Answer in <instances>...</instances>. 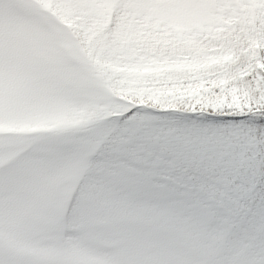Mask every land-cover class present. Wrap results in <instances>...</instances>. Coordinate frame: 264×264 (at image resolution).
Listing matches in <instances>:
<instances>
[{
	"label": "snow or ice",
	"instance_id": "6c2138e0",
	"mask_svg": "<svg viewBox=\"0 0 264 264\" xmlns=\"http://www.w3.org/2000/svg\"><path fill=\"white\" fill-rule=\"evenodd\" d=\"M5 8L6 222L107 244L125 257L109 264H166L131 254L138 232L212 237L264 264V0Z\"/></svg>",
	"mask_w": 264,
	"mask_h": 264
},
{
	"label": "rangeland",
	"instance_id": "374dc122",
	"mask_svg": "<svg viewBox=\"0 0 264 264\" xmlns=\"http://www.w3.org/2000/svg\"><path fill=\"white\" fill-rule=\"evenodd\" d=\"M4 12L10 14L6 9H4ZM0 160L2 161L1 158ZM24 231L26 230L22 225L15 222H6L4 214L2 215V218L0 217V238L3 242L9 243V246L3 245L0 247V259L5 261L6 252H14L19 247L28 251H34L38 248L36 246L32 247V244L25 239L29 233L23 234ZM175 235L176 234H165L159 232H153L149 235H145L138 232L132 241L131 254L139 252L147 256L156 257L159 260L166 262V264H176L173 263L172 259V254L176 249L174 239ZM32 236L34 237V235ZM47 242L53 247L60 244V241ZM206 248L207 246L204 245L202 247H198L197 250H204V256L208 257ZM61 251L63 252L62 254L53 257L55 264H109V262L114 259L125 258L119 250H116L107 244H73L70 242V245L63 246ZM102 253V257H97ZM37 257L40 260L45 259V255L42 254H38ZM206 259L207 258H204L200 261H204ZM192 260L198 261V258H192ZM179 261L188 262L187 260H183L181 257H179ZM23 264H25V262H23ZM188 264L191 263L188 262Z\"/></svg>",
	"mask_w": 264,
	"mask_h": 264
},
{
	"label": "trees",
	"instance_id": "16d2710c",
	"mask_svg": "<svg viewBox=\"0 0 264 264\" xmlns=\"http://www.w3.org/2000/svg\"><path fill=\"white\" fill-rule=\"evenodd\" d=\"M202 236H197V242H200ZM209 239H213L209 237ZM219 244L228 248V252L226 254V258L223 261V264H246L248 259L247 254L239 247L234 244H229L224 241L219 240ZM230 260L232 262L230 263Z\"/></svg>",
	"mask_w": 264,
	"mask_h": 264
}]
</instances>
